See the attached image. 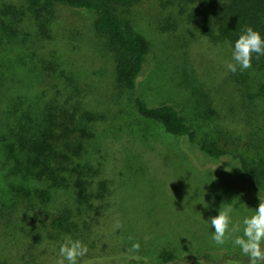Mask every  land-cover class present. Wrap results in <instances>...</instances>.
<instances>
[{
    "label": "rangeland",
    "instance_id": "rangeland-1",
    "mask_svg": "<svg viewBox=\"0 0 264 264\" xmlns=\"http://www.w3.org/2000/svg\"><path fill=\"white\" fill-rule=\"evenodd\" d=\"M123 13L131 19L135 32L150 45L146 74L139 84L146 102L150 105L167 102L178 107L194 128L197 144L220 138L223 133L220 122L185 52V40L192 29L179 8L172 5L162 8L156 2ZM36 27L40 26L35 24L31 30L18 24L10 34V23L0 14L1 97L10 90V76L14 74L24 77L26 84L21 87L22 93L28 92L29 96L37 94L34 87L40 81L49 80L50 66L39 69L34 65L32 55L37 49L33 51L32 47L37 35L40 37ZM44 45L45 51L56 52L75 81L86 86L88 92L81 101L97 118L89 123L93 136L85 140L87 152L83 157V163L91 167L89 191L93 197L88 199V205L82 206L67 193L57 200L73 212L71 220L75 229L68 233L88 244L86 259L91 264H225L229 259L235 261L232 256L238 255V249L233 251L230 243L220 248L210 240V229L203 219L216 212L200 204L194 206V201L197 192L202 197L204 190L205 203L213 208L231 201L237 208L254 209L258 205V195L246 189L248 181L244 179L237 154L232 153L225 159L224 163L234 165V171L229 173V180H221L225 164L205 160V157L203 166L196 161L193 164V160L180 151L179 137L168 135L157 123L141 117L133 104L134 96L116 90L114 54L93 33V17L89 13L80 11L71 18H63L51 41ZM19 58H25L26 63L21 64ZM233 76L245 87L249 125L254 129L264 128L263 75L251 67ZM58 89L64 91V86L61 84ZM53 95H57L55 90L40 96ZM9 105L10 98H0V137L9 132V128H4ZM253 133L259 131L253 130ZM248 155L250 163L260 158L250 152ZM101 182H104L103 188ZM99 195L103 198L97 199ZM117 222L120 228H115ZM61 234H56L57 240ZM86 235L90 241L85 240ZM129 236L133 239L129 240ZM133 243H139L140 247L129 252ZM57 248L58 241L45 258L40 256L42 258L35 260L36 253L10 247L8 263L55 264ZM164 252L173 254L177 260L164 263L161 258Z\"/></svg>",
    "mask_w": 264,
    "mask_h": 264
},
{
    "label": "trees",
    "instance_id": "trees-1",
    "mask_svg": "<svg viewBox=\"0 0 264 264\" xmlns=\"http://www.w3.org/2000/svg\"><path fill=\"white\" fill-rule=\"evenodd\" d=\"M156 2L162 8H179L191 26L185 52L223 132L212 142L195 143L194 128L175 105H150L141 95L139 84L146 74L150 45L135 32L123 11ZM80 11L93 17V33L115 57L116 90L134 96L133 104L141 117L157 123L168 135L179 137L180 151L193 164L196 161L203 166L206 159L225 164L221 180H229V173L234 171V165L224 163L225 159L237 154L248 181L246 189L264 197V128L249 125L245 87L225 67L230 58L229 45L244 27L251 26L264 36V0H3L0 14L10 23V34L18 24L31 30L35 24L40 26L36 27L40 37L37 35L32 47L37 53L32 56L36 68L50 66V76L34 87L37 94L29 96L22 93L24 77L14 74L10 76V90L0 96L10 98L4 125L9 132L0 137V264H9L10 247L36 253L35 260L45 258L58 241L57 233L75 229L72 210L57 200L67 193L82 206L93 197L89 191L91 167L83 163L85 140L93 136L89 123L97 119L81 101L88 89L75 81L56 52L45 51L44 45L51 41L63 18ZM15 62L25 64L26 60ZM252 68L264 77V56L253 59ZM61 84L64 91L58 89ZM50 90L57 95L40 96ZM249 152L260 158L250 163ZM100 185L103 188L104 182ZM85 240L90 241L88 235ZM232 257L247 262L239 255ZM161 258L164 263L177 260L168 252Z\"/></svg>",
    "mask_w": 264,
    "mask_h": 264
},
{
    "label": "clouds",
    "instance_id": "clouds-1",
    "mask_svg": "<svg viewBox=\"0 0 264 264\" xmlns=\"http://www.w3.org/2000/svg\"><path fill=\"white\" fill-rule=\"evenodd\" d=\"M229 48L230 58L225 65L227 72L242 73L252 67L253 59L264 56V36L253 27L246 26L230 43ZM203 193L201 197L197 192L194 206L200 204L205 209L216 212L206 220L203 219L210 229L211 242L220 248L230 243L231 249H238V255L245 258L247 264H264V197L258 195L259 203L254 209L237 208L232 201L222 202L218 208H213L209 203H205L204 190ZM120 227L121 224L117 222L115 228ZM128 239L133 238L129 236ZM139 247V243H133L128 251L135 252ZM88 253V244L82 239L71 233H63L58 240L55 264H91V261L86 259ZM225 264H239V261L229 259Z\"/></svg>",
    "mask_w": 264,
    "mask_h": 264
}]
</instances>
